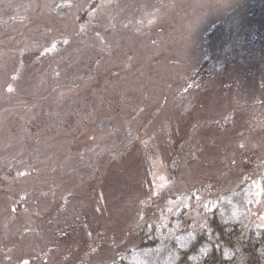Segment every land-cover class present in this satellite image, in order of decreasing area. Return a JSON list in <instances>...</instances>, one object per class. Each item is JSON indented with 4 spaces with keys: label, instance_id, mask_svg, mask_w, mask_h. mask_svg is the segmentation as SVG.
I'll return each instance as SVG.
<instances>
[{
    "label": "rangeland",
    "instance_id": "374dc122",
    "mask_svg": "<svg viewBox=\"0 0 264 264\" xmlns=\"http://www.w3.org/2000/svg\"><path fill=\"white\" fill-rule=\"evenodd\" d=\"M205 184L264 229V0H0V264H143Z\"/></svg>",
    "mask_w": 264,
    "mask_h": 264
},
{
    "label": "trees",
    "instance_id": "16d2710c",
    "mask_svg": "<svg viewBox=\"0 0 264 264\" xmlns=\"http://www.w3.org/2000/svg\"><path fill=\"white\" fill-rule=\"evenodd\" d=\"M35 56L28 54L26 58ZM214 186L205 184L187 194L192 203L170 222L177 223L176 237L169 238L166 232L161 237L156 232L151 236L140 231L137 248L143 264H264V229H246L250 219L246 187L221 191ZM197 194L207 201L213 198L219 202L208 213L207 224L194 219ZM113 264L134 263L127 255Z\"/></svg>",
    "mask_w": 264,
    "mask_h": 264
},
{
    "label": "snow or ice",
    "instance_id": "6c2138e0",
    "mask_svg": "<svg viewBox=\"0 0 264 264\" xmlns=\"http://www.w3.org/2000/svg\"><path fill=\"white\" fill-rule=\"evenodd\" d=\"M65 43H67V41H65ZM9 90H11V89H9Z\"/></svg>",
    "mask_w": 264,
    "mask_h": 264
}]
</instances>
